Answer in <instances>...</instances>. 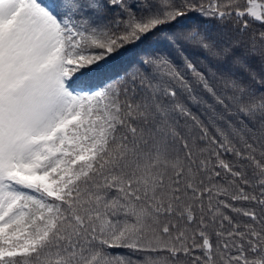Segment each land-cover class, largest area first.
Listing matches in <instances>:
<instances>
[{"label":"snow or ice","instance_id":"snow-or-ice-1","mask_svg":"<svg viewBox=\"0 0 264 264\" xmlns=\"http://www.w3.org/2000/svg\"><path fill=\"white\" fill-rule=\"evenodd\" d=\"M0 264H264V2L0 0Z\"/></svg>","mask_w":264,"mask_h":264},{"label":"trees","instance_id":"trees-1","mask_svg":"<svg viewBox=\"0 0 264 264\" xmlns=\"http://www.w3.org/2000/svg\"><path fill=\"white\" fill-rule=\"evenodd\" d=\"M260 2H264V0H259ZM197 3L203 2L207 5L208 0H196ZM186 19V22L191 24L193 22H201L203 18L197 13H189V16ZM258 25H253V28H257ZM250 29L249 31H251ZM247 35V34H246ZM102 51V50H96ZM146 51H151V45L145 41L139 44H129L125 48L121 49L119 55L114 53L112 55V59L108 61L110 65L113 66L115 71H118L123 75L125 72H132L134 70V66L141 59V57L145 54Z\"/></svg>","mask_w":264,"mask_h":264},{"label":"rangeland","instance_id":"rangeland-1","mask_svg":"<svg viewBox=\"0 0 264 264\" xmlns=\"http://www.w3.org/2000/svg\"><path fill=\"white\" fill-rule=\"evenodd\" d=\"M257 2H260L259 0H257Z\"/></svg>","mask_w":264,"mask_h":264}]
</instances>
